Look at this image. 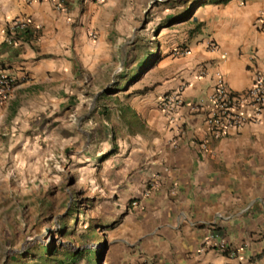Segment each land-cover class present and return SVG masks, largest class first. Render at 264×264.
Returning <instances> with one entry per match:
<instances>
[{
    "label": "crops",
    "instance_id": "1",
    "mask_svg": "<svg viewBox=\"0 0 264 264\" xmlns=\"http://www.w3.org/2000/svg\"><path fill=\"white\" fill-rule=\"evenodd\" d=\"M143 1L73 0L59 11L0 0V69L17 78L0 100V176L74 158L72 200L84 205L75 218L84 214L86 236L102 245L99 264H264V107L260 123L220 139L205 125L218 74L245 92L264 73V0L206 1L171 17L153 72L124 88ZM24 18L41 30L11 47L9 27ZM183 86L185 106L171 118L160 98ZM212 234L235 255L202 251ZM78 251L56 248L37 264H84Z\"/></svg>",
    "mask_w": 264,
    "mask_h": 264
},
{
    "label": "rangeland",
    "instance_id": "2",
    "mask_svg": "<svg viewBox=\"0 0 264 264\" xmlns=\"http://www.w3.org/2000/svg\"><path fill=\"white\" fill-rule=\"evenodd\" d=\"M206 1L213 2H142L141 27L135 29L127 39L125 68L132 72L124 81V88L135 80L142 86L153 72V65L158 63L154 56L159 52L160 40L157 36L162 26L165 27L171 17L178 19L192 15L191 12ZM187 8L188 11L184 13ZM62 160L61 165L57 166L55 158H50L49 164L52 165L45 174L36 170L0 176V209L7 208L2 214L6 219L0 220V264H37L42 259L48 263V259L54 257L50 254L51 250L62 247L82 252L84 264H99L102 245L98 240L86 236L84 214L78 220L75 218L77 210H84V205L79 203L76 206L72 200L76 193L74 158Z\"/></svg>",
    "mask_w": 264,
    "mask_h": 264
},
{
    "label": "built area",
    "instance_id": "3",
    "mask_svg": "<svg viewBox=\"0 0 264 264\" xmlns=\"http://www.w3.org/2000/svg\"><path fill=\"white\" fill-rule=\"evenodd\" d=\"M32 2L34 0H27ZM49 1L59 11H66L73 0H40ZM95 3H102L104 0H90ZM259 24L264 30V19H259ZM41 26L37 25L30 18L14 21L9 27L7 43L9 46L19 48L31 35L39 32ZM211 48H215L212 40L208 41ZM177 53L185 55L187 49H181ZM17 86V78L9 70L0 69V100H8ZM185 88L164 94L160 98V107L171 118L179 116L185 106ZM212 107L205 116V125L208 132L215 139L225 136L230 130H238L249 122L260 123L264 107V73H256L252 87L245 92L233 91L224 81L221 74L217 75L215 93L210 97ZM245 108L251 109V114L245 112ZM137 206L136 203L133 204ZM207 247L218 249L220 252L235 255L225 240H218L215 234L209 236Z\"/></svg>",
    "mask_w": 264,
    "mask_h": 264
},
{
    "label": "trees",
    "instance_id": "4",
    "mask_svg": "<svg viewBox=\"0 0 264 264\" xmlns=\"http://www.w3.org/2000/svg\"><path fill=\"white\" fill-rule=\"evenodd\" d=\"M229 1H231V0H213V2H215V3H227Z\"/></svg>",
    "mask_w": 264,
    "mask_h": 264
}]
</instances>
